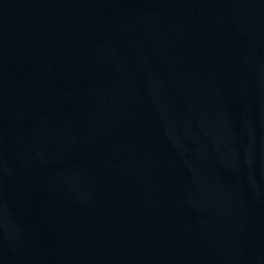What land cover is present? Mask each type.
<instances>
[{
    "label": "water",
    "instance_id": "obj_1",
    "mask_svg": "<svg viewBox=\"0 0 264 264\" xmlns=\"http://www.w3.org/2000/svg\"><path fill=\"white\" fill-rule=\"evenodd\" d=\"M0 264H264V0H0Z\"/></svg>",
    "mask_w": 264,
    "mask_h": 264
}]
</instances>
